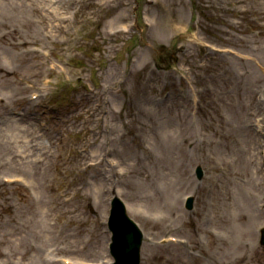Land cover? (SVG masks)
I'll return each instance as SVG.
<instances>
[{
    "label": "rangeland",
    "instance_id": "374dc122",
    "mask_svg": "<svg viewBox=\"0 0 264 264\" xmlns=\"http://www.w3.org/2000/svg\"><path fill=\"white\" fill-rule=\"evenodd\" d=\"M21 1L0 0V128L19 119L47 148L0 137V264L52 246L111 264L115 195L144 232L141 264H264V208L241 221L233 200L264 190L245 151L264 112V0H76L66 33Z\"/></svg>",
    "mask_w": 264,
    "mask_h": 264
},
{
    "label": "bare ground",
    "instance_id": "6f19581e",
    "mask_svg": "<svg viewBox=\"0 0 264 264\" xmlns=\"http://www.w3.org/2000/svg\"><path fill=\"white\" fill-rule=\"evenodd\" d=\"M19 1V0H17ZM44 2H47L44 3ZM31 5L37 10L39 11L43 16V20L46 21L47 24H49L50 26V30L51 31H60L61 33H66L67 32V25L68 22L70 21V18L68 16L69 12H72L71 10L74 11V8H72V6L76 5V0H22L21 1V12L20 14H22L21 16H23V14H26L28 10L31 9ZM72 5V6H71ZM18 5H13V4H6V9L10 10V8H17ZM30 8V9H29ZM75 13H77V11H74ZM42 20V21H43ZM43 21V22H44ZM49 21V22H48ZM117 33L118 32H123L126 30H123L121 28H117L115 30ZM37 48H32V45H29L27 47V52L31 55H39V57L44 58V53L42 51V46L40 45H36L34 44ZM19 116H24V114L22 113V115L18 114ZM9 124H3L4 127L0 128V137H2L1 139L6 140L8 142L11 143H22V148H24L26 151L28 150L29 153H33V152H37L39 153V155L43 154V150L45 151V148H47L45 142L43 141V139H41V141H35L34 136H31L34 132L31 133L30 129L31 125H24L21 122H19V119L16 118H11L8 120ZM22 125H21V124ZM250 130L252 131L247 137V139L249 140V144L251 145L250 149L247 150V148L245 149V151H248L251 155V157H249L250 161L249 163H252V167L254 168V171L256 173H258V167H256V163L258 160V156H259V161H260V166H261V172L264 174V112L263 110L261 111H255V114L252 117L251 120V127ZM30 131V132H29ZM253 138H255V140L253 141ZM30 141H32V148H37L36 150L38 151H34V149H30L29 148V144ZM253 141V142H252ZM247 153V152H246ZM32 155V154H31ZM85 155V153L83 154V156ZM258 155V156H257ZM28 156H24L21 155L20 152H15L14 157H21V158H28ZM100 165V162L97 161L94 156H90L89 154H86L85 157V169H92L95 167H98ZM222 173H225L224 171H222ZM240 181H242V183L240 182V188L243 186V183H246V179H244V176L240 178ZM256 189H260L262 190V187L260 186H256ZM253 198H250V197ZM60 202L61 203H69L70 199H67L64 195H60ZM233 200L235 202V200L237 201V205L239 206V208H241L242 211H240V215L239 218L241 221H246L248 219L251 220H256L257 218L260 219V217H262V213H259V211L257 209H263L264 208V190L262 192V194L257 195V194H250L249 197L244 196L242 194V191H239V194H237L236 197L233 196ZM253 200L256 204V208H254V206L250 203V201ZM48 212L44 211V215H47ZM49 225V224H48ZM50 225L54 226L51 222ZM259 226V225H258ZM161 244L163 246H168L169 244H174L176 246H184L187 247L188 252L192 254V252L190 250H193L192 247L190 248L185 242H182L180 240H162ZM248 243H246L247 245ZM196 246H198V244H194V247L196 248ZM63 248L59 247V248H55L54 246H52L50 249L45 250L43 252V261L42 264H70L72 263V260L70 259H56V256L60 255V256H66L65 253H63ZM77 264H87L85 261L82 262H76ZM74 264V263H73ZM89 264H94V263H89Z\"/></svg>",
    "mask_w": 264,
    "mask_h": 264
},
{
    "label": "water",
    "instance_id": "95a60500",
    "mask_svg": "<svg viewBox=\"0 0 264 264\" xmlns=\"http://www.w3.org/2000/svg\"><path fill=\"white\" fill-rule=\"evenodd\" d=\"M122 212H123V210H122ZM118 213H119V211L115 208V215ZM111 226H113V223L111 224ZM134 229H136V228L134 227ZM114 232H115V236H117L118 231L114 230ZM263 243H264V241H263ZM139 245H140V240H131L129 242L127 249L119 247L120 249L125 250L124 252H120L117 249V241H116L114 252H115L119 262L122 259H125V260H127L128 264H139V262H140Z\"/></svg>",
    "mask_w": 264,
    "mask_h": 264
}]
</instances>
